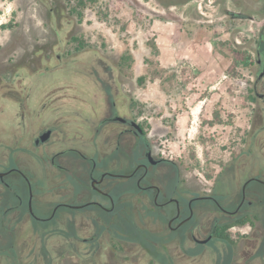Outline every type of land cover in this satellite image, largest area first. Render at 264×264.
<instances>
[{
    "label": "flooded vegetation",
    "instance_id": "obj_1",
    "mask_svg": "<svg viewBox=\"0 0 264 264\" xmlns=\"http://www.w3.org/2000/svg\"><path fill=\"white\" fill-rule=\"evenodd\" d=\"M37 1L56 38L0 71V264H264V24L244 146L193 187L118 65L95 48L76 68L92 47L60 34L74 0Z\"/></svg>",
    "mask_w": 264,
    "mask_h": 264
},
{
    "label": "rangeland",
    "instance_id": "obj_2",
    "mask_svg": "<svg viewBox=\"0 0 264 264\" xmlns=\"http://www.w3.org/2000/svg\"><path fill=\"white\" fill-rule=\"evenodd\" d=\"M74 2L73 26L60 34L92 47L76 53V68L93 60L95 48L116 63L124 91L165 155L190 186L210 187L243 148L251 125L264 0ZM47 19L37 0H0V71L7 58L22 54L26 40L56 38ZM195 40L212 42V53Z\"/></svg>",
    "mask_w": 264,
    "mask_h": 264
},
{
    "label": "crops",
    "instance_id": "obj_3",
    "mask_svg": "<svg viewBox=\"0 0 264 264\" xmlns=\"http://www.w3.org/2000/svg\"><path fill=\"white\" fill-rule=\"evenodd\" d=\"M195 42H197V44H199L202 48L205 49V53L206 54H211L213 49H214V46L212 45V42H208V44L205 46V45H201V42H198L197 40H195ZM193 58V57H192ZM200 72L198 73V75H202V72H201V68L199 70Z\"/></svg>",
    "mask_w": 264,
    "mask_h": 264
},
{
    "label": "trees",
    "instance_id": "obj_4",
    "mask_svg": "<svg viewBox=\"0 0 264 264\" xmlns=\"http://www.w3.org/2000/svg\"><path fill=\"white\" fill-rule=\"evenodd\" d=\"M79 4L81 5V7H84V6L86 5V0H79ZM2 27H5V25H2ZM263 46H264V45H263V43H262L261 46L259 47L260 50H261V48H262ZM261 52H263V51L261 50ZM248 63H249L248 60H246V61L244 62V65H248ZM144 78H145V76H141V77L138 79L139 83H143Z\"/></svg>",
    "mask_w": 264,
    "mask_h": 264
}]
</instances>
